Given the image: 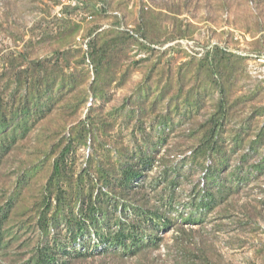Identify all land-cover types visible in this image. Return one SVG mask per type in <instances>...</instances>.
I'll use <instances>...</instances> for the list:
<instances>
[{"label":"rangeland","instance_id":"1","mask_svg":"<svg viewBox=\"0 0 264 264\" xmlns=\"http://www.w3.org/2000/svg\"><path fill=\"white\" fill-rule=\"evenodd\" d=\"M214 127L216 202L197 206L214 158L190 155ZM145 154L131 197L171 218L160 246L121 259L94 230L75 239L82 202ZM43 251L264 264V0H0V264Z\"/></svg>","mask_w":264,"mask_h":264},{"label":"trees","instance_id":"2","mask_svg":"<svg viewBox=\"0 0 264 264\" xmlns=\"http://www.w3.org/2000/svg\"><path fill=\"white\" fill-rule=\"evenodd\" d=\"M217 133V127L211 128L204 142L190 155L191 161H194L197 157L204 159L206 156H212L214 158L213 164L207 169L205 191H200V193L198 191V194L192 199V202L197 206H211L216 202V198L214 196L209 198L207 193L212 186L209 182L213 180L219 166L217 157L221 152L217 150L219 146ZM66 152L67 149L61 155H65ZM149 157L146 154L142 155L137 165L130 164L122 171V181L119 184L121 189L100 190L95 197L90 196L88 204L85 200L82 202L80 209L82 217L78 222L79 228L75 239H77L80 232L83 235L86 230H94L101 250H105L102 246L108 247L104 254L121 259L138 256L147 250L157 249L160 246L163 238L160 234L165 233L164 227L167 229L172 224L171 218L166 213H162L159 208L147 209L132 202L133 198L131 197L132 194L139 192L134 191L136 187L132 184L141 179L144 167L149 165L151 159ZM60 176L61 163L60 160H57L51 180L59 179ZM144 183L145 180L141 182V186L138 185V188L144 189ZM213 183L215 182L212 181ZM119 200L121 201L119 202ZM85 205L88 206L85 207ZM191 220L190 218H182L185 224L186 222L191 223ZM193 221L195 223L198 220ZM79 245L81 244L79 243ZM109 248H111L110 251ZM51 259L47 251H43V255L39 258L37 264H52Z\"/></svg>","mask_w":264,"mask_h":264}]
</instances>
